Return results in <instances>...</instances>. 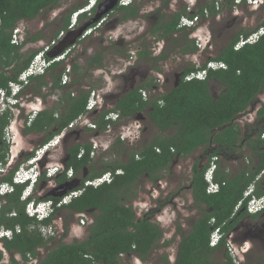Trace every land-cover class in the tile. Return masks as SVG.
<instances>
[{
	"label": "trees",
	"instance_id": "1",
	"mask_svg": "<svg viewBox=\"0 0 264 264\" xmlns=\"http://www.w3.org/2000/svg\"><path fill=\"white\" fill-rule=\"evenodd\" d=\"M234 1L208 0L192 15L199 14L203 17L206 9L208 17H215L224 7L231 9ZM60 2L61 0H0V88H6L10 80H15L37 52L35 49L25 56L20 49L28 39L18 45L12 43L13 28L20 21L34 19L41 11L54 8ZM163 2L167 5L169 0ZM86 3L87 0L82 6L74 4L70 7L60 29H67L72 12L84 7ZM186 8L187 6L171 15L162 11V8H157L158 19L149 33L158 39L171 38L177 45L183 44L180 51L190 55L199 49L195 40L188 37L189 30L178 26L181 17L187 14ZM140 9V4L133 0L128 5H116L113 11L118 13V23H121L137 18ZM95 11L96 6L92 8L90 15ZM113 11L109 12V15ZM90 15L83 12L77 19L81 23L82 18H88ZM109 15L104 17L107 19ZM260 26H264V19L257 27L240 30L234 34L215 56L207 58L199 65L193 63L181 68L178 73L179 79L175 80L176 83L167 88L166 92L142 96L143 89L150 91L157 89L158 82L155 77L129 85L123 90L115 98L111 109L119 111L120 116L126 119L142 117L145 113L148 122L155 128V133L149 141L137 148L127 147L126 143L116 138L108 148L118 151L114 157L111 155L91 157L92 144L89 142H76L69 146L66 149L68 158L65 167L73 169L74 178L68 180L65 172L58 174L55 178L57 189L66 186L82 191L70 202L56 207L50 217L38 221L27 215L26 202L20 199L24 187L22 184H15L13 192L1 197L3 202L0 207V227L13 230L17 226L20 227V231L14 232L10 239L0 238L4 249L10 254V262L18 264L16 254H19L23 261L27 260V255L30 254L37 258V264H122L121 254L127 253H134L145 260L154 247L160 246V241L164 237L163 228L151 217L168 200L161 202L157 209L138 217L130 203L138 195V181L146 177L155 182L164 176L176 159L186 158L199 147L215 145L208 153V162L200 170H197L198 159L195 161L190 190L197 216L193 218L187 232L183 231L179 223L176 225L175 233L179 236V241L174 264H235L225 248L226 237L243 213H248L246 204L250 197L244 198V192L248 186L254 184L255 196L264 193V174L260 176L264 170V152L258 149L261 144L258 140H261V134L264 132V104L256 112L257 120L261 121L263 126L258 131V142L254 141L255 144L253 140L247 142V136L243 135L242 127L236 122V119L254 104L257 96L264 92V34L255 42L246 43L238 49L234 46L241 37H247ZM181 32L183 34H180ZM39 38L40 36L36 35L29 39L37 41ZM80 41L83 39L77 40V43ZM146 54L149 52H140L141 56ZM166 57L167 55L163 54L155 56L153 62ZM102 59L103 54L98 51L86 60L89 66L99 68L103 65ZM209 60L223 62L226 67L208 69L204 79L185 80L184 77L188 73L205 68ZM62 63L54 62L49 67L51 89H62L58 103L39 111L30 125H25L23 129L25 133H45L41 143L85 112L88 90L82 87H78L76 91L71 90L72 80L67 86L60 84L62 72L56 74L55 71ZM154 67L157 68L156 64ZM82 69L84 68L80 64L72 65V70ZM30 81H35L30 88L37 94H40L42 86L47 84L43 75L33 76ZM73 83H76V80ZM211 83H216L221 88L215 96ZM106 112L107 110L102 111L95 119L100 131L106 124L104 120ZM8 123V113L1 115V162L6 161L9 150V144L3 139L4 128ZM244 144L253 148L254 158H249L247 163L242 162L246 160L241 150ZM81 149L83 154L78 157ZM220 154L228 157V160L237 161V169L231 174L226 165L220 166L217 158L213 181L219 188L216 192L208 193L204 174L212 157ZM31 155L32 152L26 153L23 159ZM19 163L20 161L1 178V181L12 182ZM117 169H121L122 173L114 174L109 183L105 182L98 186L84 185L87 179L95 178L107 171L114 173ZM79 173L81 175L78 177ZM40 179L47 180L44 174ZM57 189L54 190L55 194L48 191L39 199H51L56 203L60 194ZM239 202L241 205L235 209ZM63 210L70 214V219H66L64 223L66 232L69 222L75 220V214L85 213L92 221L86 225L87 234L84 239L74 238L70 243L58 239V243L51 247L48 244L53 242L56 236H42L39 227L51 224L52 217L58 216ZM12 212L15 215H10ZM79 219L78 216V221ZM218 226L223 232L222 238L216 246H211L209 243L211 232ZM169 243L170 240H164V245ZM42 248L45 249L43 253ZM218 250L223 251L220 261L213 258ZM164 260L168 263L166 255ZM257 260L264 264V257Z\"/></svg>",
	"mask_w": 264,
	"mask_h": 264
},
{
	"label": "rangeland",
	"instance_id": "2",
	"mask_svg": "<svg viewBox=\"0 0 264 264\" xmlns=\"http://www.w3.org/2000/svg\"><path fill=\"white\" fill-rule=\"evenodd\" d=\"M205 1L208 0H169L168 4L165 5L163 0H134L135 3L141 6L139 16L121 23L116 22L119 20L118 13L113 11V13L107 17L104 24L94 30L90 34V37L77 43L69 52L68 57L65 58V61L68 62L71 67L73 64L77 63L84 68L82 70H72V83L75 80L76 83H71L70 89L76 91L78 87L84 89L88 87L97 88L99 90L105 88L104 91H109L111 94L106 96L104 106H113L115 98L119 96L123 90L131 84L139 83V81L145 77H156L159 81L157 74L162 73L165 79L162 86L168 88L173 83V81H171L173 75L179 73L181 68L193 63L196 65L201 64L207 58L215 56L220 49L225 47L234 34L240 30L252 29L264 19V3L255 9H253L254 7L252 6L246 5L239 6L238 9L224 7L219 15L215 17H201L199 23L194 28V33L196 35H201L209 31L211 35L210 46L207 45V48L190 55H185L180 51V47L183 44L177 45L174 41H171V38L158 39L154 34L149 33L153 24L158 19L157 8H162V11H166L167 14H170L190 5L191 8H186L187 14L185 15L189 16L198 10ZM84 3L85 0H61L58 6L41 11L34 19L20 21L18 24L21 25L23 30L22 41L26 38L28 39L27 42L21 45L20 51L27 56L30 52L48 42L57 31L62 28L61 26L64 23L69 8L74 4L82 6ZM73 13L74 12H72L71 16H73ZM71 16L70 18H72ZM88 21L89 18H82L80 24H85ZM180 34H183V32ZM36 35L40 36L39 40L30 41L29 38ZM192 36L193 34L189 31L188 37L192 38ZM98 51L103 54V65L99 68H93L88 65L86 59L96 54ZM142 51L149 52V54L141 56L140 52ZM161 54L167 55V57L153 62V57ZM155 64L157 68L154 67ZM161 83H158V85ZM47 84L48 86L43 87L41 93L42 95H46V99L43 100L40 107L41 109L50 107L52 104L55 105L57 103V98H59L62 92V89H51L49 87L51 85L50 77L47 78ZM211 89L215 96L221 88H219L218 84L211 83ZM26 92L31 94L30 98L35 96L30 88L26 89ZM257 98H260V100L257 99L253 107H248L246 112L236 119V122L242 126V130L246 128V125L249 124L248 122L254 120L257 109L261 106L262 102H264V93L260 96L258 95ZM98 115L99 113L96 112L91 114V117L92 119H96ZM141 118H143V121L141 120L143 124L142 133L136 142L126 143L127 145L125 146L133 148L140 147L143 143L149 141L151 136L155 133V128L148 122L145 113H143ZM23 127V125L20 126L19 122H16V119L12 122L13 137L10 141L9 161L14 157H16L14 162L17 159L18 161L23 160L25 154L29 153L31 149H35L43 139L44 133H25ZM92 134L93 133L90 131L85 132L80 129L78 133L70 134L69 138L60 145L58 149L52 152L51 159L58 160L63 155L65 156L66 149L76 142H89L90 137L91 139L94 138V136H91ZM106 139L105 136H99V145L104 146ZM92 140L97 139L94 138ZM210 147L211 146L199 147L186 158L176 159L172 168L165 172L164 176L159 180L160 184L150 181L146 177L138 181V195L130 202L135 206L138 216L142 213L140 212V206H147L145 210H150L151 206L154 205L157 207L161 201L165 202L168 200L162 207L163 210L161 213L151 218L160 223L164 230V240H170V243L164 245V240L161 241L160 246L154 247L150 251L147 260L130 257L124 259L123 264L173 263L177 243L179 241V236L175 233L177 223L180 224L184 232H187L193 218L197 216V210L193 207V200L190 192V178L187 170L188 167L193 164L194 158L202 156ZM117 153L118 151L116 149L113 151L112 148L109 150L108 148L105 149L102 147L98 153H95L94 157H109V155L114 157ZM244 154H246V158L249 157V153ZM119 156L122 159L121 153ZM202 160L204 162L206 158L203 157ZM237 164V161L228 160V157L224 156L220 166L226 165L230 173L234 174L237 169ZM12 167L11 165L8 166L6 173L3 175L7 174ZM3 175H0V178ZM80 175L79 173L78 177ZM53 185L54 182L51 180L40 181L36 190L37 196H42L50 191ZM64 188H66V186L58 188L57 191H61ZM139 199H141L143 204L138 202L140 201ZM59 217H61V220H59ZM54 218L57 236L53 242L48 244L49 246L52 247L56 245L58 239L70 243L74 238L81 240L85 238L87 226L80 225L78 214H75V220L69 222L67 232L65 231L64 223L66 219H70L69 212L63 210ZM244 241H248L249 246L244 256V262H247V264H259L261 261L258 262L257 259L264 257V240H259L257 243L250 240ZM0 250H2L3 253L1 264H11L10 254L4 249L2 242H0ZM44 251L45 249L42 248L41 252L43 253ZM165 255L167 256L168 263H165ZM222 257L223 251L221 250H218L213 256V258L218 261H220ZM16 260L19 262L18 264H22V261L19 259Z\"/></svg>",
	"mask_w": 264,
	"mask_h": 264
},
{
	"label": "built area",
	"instance_id": "3",
	"mask_svg": "<svg viewBox=\"0 0 264 264\" xmlns=\"http://www.w3.org/2000/svg\"><path fill=\"white\" fill-rule=\"evenodd\" d=\"M98 0H88L87 4L77 10L74 13V20L68 26L67 29H60L59 32L54 35L48 42L41 45L39 50L33 55L32 59L30 60L29 64L18 74L15 80H10L8 82V86L6 88H0V116L8 113L9 117V126L4 129V135L6 136V141L10 142L13 133H12V122L16 119V122H19L20 125H30L32 120L35 118L38 110L43 102V99L34 96L30 98L31 94L26 92V87L30 84V78L37 75L45 74L48 68L54 62H63L64 70L60 76V84L67 86L71 83L72 80V67L71 65L65 61V58L68 57L69 52L73 48V46L66 48L62 53L49 57L47 53L53 50L59 43V41L64 38L67 32L74 27V21L79 13L84 11H89L93 8ZM219 1V0H216ZM263 0H235L233 8L238 9L239 6L246 5L256 7L259 2ZM133 0H119L120 5H128L132 3ZM188 9L191 6H187ZM204 16L206 17L208 12L205 10ZM201 15L195 14L190 16H182L179 21V27L185 28L186 30L191 31L193 34L192 38L195 40V44L197 45L199 50H203L207 48V45L210 46V39L211 35L209 31L202 33L201 35H196L194 32V28L197 26L201 19ZM208 17V16H207ZM99 25V23H98ZM95 29L94 27H90L86 29L81 37L91 33ZM264 34V26L259 27L247 37H241L237 43L235 44V49L240 48L246 43H252L259 39L261 35ZM23 37V30L21 25L17 24L12 32H11V42L14 44H20L22 42ZM198 50V51H199ZM225 64L223 62H216L209 60L206 64V67L200 70L192 71L188 73L184 78L186 81L191 79H204L207 76L208 69H217V68H225ZM88 90V100L85 107V112L80 114L78 117L73 119L66 127L62 128L58 133L53 135L50 139L45 142L39 144L35 149H33V155L29 157L26 161L21 162L18 168L15 170L13 174V181L16 183H23L29 177L35 179L37 171L35 169L28 171L26 170L27 164H34L37 169L45 170L46 175L49 178H53L55 175L58 174L63 168L62 163L55 162L50 164V157L52 155L51 152L55 151L59 148L60 145L63 144L64 139L72 134L78 133L79 129L81 131H87L86 128H89L90 132L93 134L97 140H92L94 138L89 139V143L92 144V149L90 152L91 157L95 158V153L104 147L109 148L110 144L116 138H119L124 143H134L139 138L140 134L143 130V118L141 117H134L132 119L122 118L120 116L119 111H113L111 108L112 106H104V100L106 96L109 94V91H104L105 88L99 90L97 88H86ZM154 91H158L157 89ZM142 96L147 97L146 90H141ZM34 101L39 104L38 106H31L34 104ZM31 108H28V106ZM107 110L104 114V120L106 121L104 129L101 131L98 129L95 119H92L91 114L93 113H101L102 111ZM20 120V121H19ZM89 135V134H88ZM99 136H105L106 141L104 146H100L98 140ZM261 137L264 138V132L261 134ZM88 142V141H87ZM83 154V150L81 149L78 153V157ZM43 160V161H42ZM217 157H212L209 167L205 171L204 177L207 181V188L206 191L208 193L216 192L219 188L218 184L213 181V172L217 167L216 161ZM8 161V162H7ZM42 161V164L40 163ZM12 160L9 161V157L7 158L6 162L3 163L0 161V174L6 173L7 167L10 166ZM50 164V165H49ZM122 170L117 169L114 173L107 171L99 176L87 179L84 182V185H92L98 186L102 183H109L113 179L114 174H121ZM264 174V170L261 171L260 176ZM73 171L72 169L67 170V176L72 177ZM14 190L13 186L7 182L0 183V195H4L7 192H12ZM254 190V184L248 186V188L244 192V197H247L249 194H252ZM81 189H70L65 194L59 196V199L55 203L53 200H41L37 199V195L33 193L32 190L29 188H24L21 193V200L26 202L25 203V212L28 216L35 218L38 221L43 220L51 210V208L55 205L56 207H60L63 204H66L72 200V198L78 196L81 193ZM2 200H0L1 206ZM241 205V202L236 205L235 209H237ZM264 208V193L263 195L256 197L252 196L247 204L246 210L249 213H255L259 210ZM10 215H15V213H10ZM80 217L79 222L80 225H86L90 222L89 216L85 213L78 214ZM61 220V217H59ZM55 218L52 219L51 224L45 226L41 225L39 230L41 235L46 236H57L56 229L54 226ZM20 227L17 226L15 229L4 228L0 227V238H7L10 239L14 232H19ZM223 232L221 231L220 227H215L210 235L209 243L211 246H216L220 239L222 238ZM226 250L228 251L229 255L233 259L235 264H241L243 255L246 253V249L244 247L237 246L233 240L231 239V235L226 237ZM245 249V250H244ZM15 259H19L22 261V264H37L38 260L36 257L32 255H27V260H22L19 254L15 255ZM2 261V260H1ZM0 261V264L2 263ZM19 263V262H18ZM13 264V263H11Z\"/></svg>",
	"mask_w": 264,
	"mask_h": 264
},
{
	"label": "flooded vegetation",
	"instance_id": "4",
	"mask_svg": "<svg viewBox=\"0 0 264 264\" xmlns=\"http://www.w3.org/2000/svg\"><path fill=\"white\" fill-rule=\"evenodd\" d=\"M103 0H99V2L98 3H100V2H102ZM162 1V0H161ZM264 3V0L263 1H261V2H259L258 3V5L256 6V7H254L253 9H255V8H257V7H259L261 4H263ZM242 6H244V5H242ZM92 11V8L89 10V11H86V13L88 14V15H90V12ZM166 12V11H165ZM167 13V12H166ZM172 13H170V14H168V15H171ZM109 15V14H108ZM93 16V14L92 15H90V16H88V18H89V20L91 19V17ZM87 18V19H88ZM105 23V20L101 23V25L102 24H104ZM261 23V22H260ZM259 23V24H260ZM258 24V25H259ZM78 25V26H77ZM82 24H80V22L79 21H77L76 22V26H74L75 28H78L79 26H81ZM100 25V26H101ZM257 25V26H258ZM99 26V27H100ZM257 26H255V27H257ZM98 27V28H99ZM260 27H262V26H260ZM97 29V28H96ZM95 29V30H96ZM258 29V28H257ZM93 32V31H92ZM91 32V33H92ZM91 33H89V34H87V35H85V36H83V37H80L79 39H77V40H84V39H86V38H88V37H90V34ZM81 42V41H80ZM79 42V43H80ZM77 44V41L74 43V45H72L73 46V48L75 47V45ZM71 47V46H70ZM54 50H56V48L54 47L53 48ZM72 50V49H71ZM157 77H158V79H159V83H161V81H162V83L161 84H159V88L157 89L158 91H150V90H146V92H147V97H148V95H150V94H152V93H163V92H166L167 91V88L165 87H163L162 85H163V83H164V81H165V79H164V76L162 75V73L161 74H157ZM179 77H180V75L178 74V73H176V74H174L173 75V78H172V80L171 81H173V83H172V85L173 84H175L176 83V81L175 80H178L179 79ZM149 79V77H145V78H142L139 82H141L142 80H144V79ZM132 85V84H131ZM127 87V86H126ZM169 88V87H168ZM264 92H261L260 94H259V96L261 95V94H263ZM257 99H259L260 100V98H256V100ZM255 100V101H256ZM255 101H254V103H255ZM264 104V102H262V104H261V106ZM254 105V104H253ZM253 105L252 106H250V107H253ZM260 106V107H261ZM259 109V108H258ZM257 109V110H258ZM257 112V111H256ZM245 113V112H244ZM143 115V114H142ZM255 117H254V120L252 121V122H248L249 124H247L246 125V128H244L243 130H242V133H243V135L245 136H247V142L248 141H250V140H253V143L255 144V142L258 140V131L262 128V126H263V124L261 123V121H259V120H257V114L255 113V115H254ZM264 123V122H263ZM242 127V126H241ZM24 128V127H23ZM243 131H245V132H243ZM44 136H45V133L43 134ZM43 136V137H44ZM69 136L70 135H68L65 139H64V142L69 138ZM255 141V142H254ZM258 141H260V146L258 147V149L259 150H261V151H263L264 152V138H261V140H258ZM257 141V142H258ZM63 142V143H64ZM209 146H211L210 147V149H208L207 151H205V153H203V155L202 156H199L198 158H194V161H193V164L190 166V167H188V170H187V172L189 173V178H190V180H191V178H192V176H193V167H194V164H195V161L198 159V162H197V170H200L202 167H203V165L204 164H206L207 162H208V153L211 151V149H214L215 148V145H209ZM244 147V148H243ZM243 147L241 148V150L243 149V151H242V155L243 156H245L246 157V154H244V153H249V158H254L253 157V148H251L250 146H248L247 145V147H246V145L244 144L243 145ZM31 151V150H30ZM29 151V152H30ZM22 154V153H21ZM20 154V155H21ZM223 154H224V152H223ZM223 154H220V155H216V157L218 158V162H219V164H221V161H222V158L224 157V155ZM21 156H24V155H21ZM203 157H205L206 158V160L203 162ZM15 159H16V157H14ZM68 158V154L65 152V156L63 155L59 160L61 161V162H64V160H66ZM243 163H247L248 162V160H244V161H242ZM15 165V163L14 164H12L11 165V167L12 166H14ZM173 165V164H172ZM172 165L170 166V168H172ZM55 178H56V176H54L53 177V180L55 181ZM160 180V179H159ZM159 180H157V181H155V182H157V184H160V181ZM53 188H57V187H52L51 188V190H50V193L51 194H55L54 193V190L55 189H53ZM190 192H191V190H190ZM140 201H138V202H140V203H142V201H141V199H139ZM161 202H163V201H161ZM160 202V203H161ZM159 203V204H160ZM143 204V203H142ZM158 204V205H159ZM133 206V205H132ZM138 206H140V205H138ZM141 207V209H140V212H142V213H140L141 215L140 216H138L137 214H136V208H135V206H133V209H134V211H135V214L138 216V217H141V216H143L144 214H146L147 212H150V211H152V210H155V209H157L158 208V206L156 207V206H151V208H150V210H145L146 209V207L147 206H144V205H142V206H140ZM147 209H149V208H147ZM163 209L162 208H160V209H158L156 212H155V214H153V216L155 215V216H157L159 213H161V211H162ZM239 213V212H238ZM237 213V214H238ZM243 213V212H242ZM160 219V218H159ZM89 220H90V222L89 223H87L86 225H88V224H90L91 223V221H92V219L89 217ZM153 220V219H152ZM161 220V219H160ZM154 221V220H153ZM160 224V223H159ZM162 227V226H161ZM235 234V235H234ZM228 236H230L231 235V239L233 240V242L237 245V246H239V247H244V248H246V251L249 249V246H248V241H244V240H250V241H252V242H258L259 240H264V209H262V210H260V211H258V212H256V213H243V215L238 219V221L236 222V224H235V226L232 228V231L229 233V234H227ZM164 240V237H163V239L161 240V241H163ZM160 241V242H161ZM163 244H164V242H163ZM178 244V243H177ZM176 251H177V248H176ZM149 256V255H148ZM244 256H245V254L243 255V259H242V262H241V264H244L245 262H244ZM130 257H136L137 259H141V258H139L138 257V255H136V254H134V253H127V254H121V263L123 264V260L124 259H126V258H130ZM175 258H176V252H175V256H174V261H175ZM148 259V257L145 259V260H147ZM142 260V259H141ZM174 261H173V263L172 264H174ZM259 262V261H258ZM259 264H263V263H259Z\"/></svg>",
	"mask_w": 264,
	"mask_h": 264
},
{
	"label": "clouds",
	"instance_id": "5",
	"mask_svg": "<svg viewBox=\"0 0 264 264\" xmlns=\"http://www.w3.org/2000/svg\"><path fill=\"white\" fill-rule=\"evenodd\" d=\"M98 1H99V0H98ZM98 1H97L96 5L98 4ZM118 2H119V1H118ZM118 4H119V3H118ZM96 5H95V6H96ZM119 5H120V4H119ZM95 6H94V7H95ZM82 8H83V7H82ZM78 10H79V9H78ZM75 12H76V11H75ZM75 12H74V13H75ZM84 12H86V11H84ZM74 13H73V16H71L72 18L70 19V23H69V25H70L71 22L74 20ZM81 13H83V12H81ZM81 13H79V14H81ZM79 14H78V15H79ZM78 15H77V17H78ZM77 17H76V20L74 21V24H73L74 26H76ZM104 20H106L105 17H104V19H102V21L98 22L99 25H98V23H97V24H94L93 26H89L88 28H90V27H94V26H95V29H96V28H98V27L101 25V23H102ZM88 28H87V29H88ZM72 29H75V27H73ZM95 29H94V30H95ZM70 30H71V29H70ZM94 30H93V31H94ZM84 31H85V30H84ZM47 56H48V55H47ZM62 64H63V63H62ZM198 65H199V64H198ZM49 69H50V68H49ZM49 69H48V70H49ZM48 70H47V71H48ZM47 71H46V72H47ZM42 75H43V74H42ZM155 78H156V77H155ZM156 79H157V78H156ZM157 82L159 83L158 80H157ZM157 88H159V85H158ZM26 89H27V87H26ZM143 90H144V89H143ZM109 94H111V93H109ZM34 105L39 107V104H37L35 101H34V104H31V106H34ZM31 106L29 105L28 108H31ZM37 110H38V112H39V111H41L42 109L39 108V109H37ZM38 112H37V113H38ZM36 115H37V114H36ZM9 123H10V122H9ZM9 123H8L7 126H6L7 128H8V126H9ZM20 126H21V125H20ZM6 127H5V128H6ZM24 127H25V126H24ZM5 128H4V129H5ZM57 133H58V132H57ZM71 134H72V133H71ZM54 135H55V134H54ZM261 138H262V137H261ZM3 139L6 141V136H5V135H3ZM6 143L9 144V148H10V142H7V141H6ZM40 144H41V143H40ZM9 150H10V149H9ZM9 150H8V153H7V156H6V160H7V157H9ZM30 152H32V155H33V149H31ZM51 153H52V152H51ZM32 155H31V156H32ZM31 156H30V157H31ZM14 159H15V158L12 159V162H11L10 165H12L13 163L16 164L17 162H19L18 159L14 162ZM27 159H28V158H27ZM27 159H25V160H24V159L21 160L20 163L26 161ZM50 160H51V161H50V164L55 163V162H60V163H62L63 168H62V170H61L60 172H58V174H60V173H62V172H65V174H66V176H67V170L70 169L71 167L66 169V167H65V166H66V165H65L66 161H65V162H61V161L58 159L57 161H54V162H53L52 159H51V157H50ZM42 161H43V160H42ZM42 161L40 162L41 164H42ZM5 162H6V161H5ZM5 162H3V163H5ZM20 163H19V164H20ZM50 164H49V165H50ZM13 167H14V166H13ZM13 167H12V168H13ZM12 168H11V170H12ZM17 168H18V167H17ZM37 168H38V167H35V165L32 164V163L27 164V166H26V170H28V171H31V170H33V169H35V170L37 171V174H36V176H35V179L32 178V177H29V178H28L25 182H23V183H16V182L13 181V177H12V182L1 181V178H2L3 176L7 175V174L11 171V170H10V171H9L7 174H5V175L0 174V175H3V176L0 178V183H2V182H7V183L11 184V185L13 186V188H15V187H14L15 184H22V185H24L23 189H24V188H29L30 190L33 191V193L36 194L37 186H38L39 182L41 181L40 177L42 176V174H44L45 177L47 178V180H51V181L54 182V185H53L52 187H58L57 183L53 180V178H49V177L46 175L45 170H41L40 168H39V169H37ZM71 169H72V168H71ZM72 171H73V169H72ZM58 174H57V175H58ZM57 175H55V176H57ZM67 178H68V180L73 179V178H74V171H73V175H72V177H68V176H67ZM47 180H45V181H47ZM85 186H86V185H85ZM254 188H255V186H254ZM23 189H22V191H23ZM53 189L56 190L57 188H53ZM70 189H71V188L66 187V188H64L63 190H65V192H67V191L70 190ZM57 190H58V189H57ZM63 190H61L60 193H61ZM81 190H82V189H81ZM13 191H14V190H13ZM13 191H12V192H13ZM253 192H254V190H253ZM253 192H252V194H249L247 197H250V198H251L252 196H255V195L253 194ZM8 193H11V192H7L6 194H8ZM21 193H22V192H21ZM6 194H4V195H0V200H2L1 197L5 196ZM64 194H65V193H64ZM36 195H37V194H36ZM62 195H63V194H62ZM262 195H263V194H262ZM59 196H61V194H60ZM260 196H261V195H260ZM20 197H21V195H20ZM39 197H41V196H37L36 198L39 199ZM247 197H244V198H247ZM256 197H259V196H256ZM250 198H249V199H250ZM20 199H21V198H20ZM249 199H248V200H249ZM41 200H46V199H41ZM47 200H48V199H47ZM2 202H3V200H2ZM1 204H2V203H1ZM0 207H1V206H0ZM55 208H56V206L54 205V206L51 208V210L49 211L48 215H47L45 218L50 217V216L54 213ZM263 209H264V208H263ZM261 210H262V209H261ZM259 211H260V210H259ZM247 212H248V211H247ZM248 213H249V212H248ZM255 213H256V212H255ZM55 216H56V215H55ZM55 216H53L52 219H53ZM45 218H44V219H45Z\"/></svg>",
	"mask_w": 264,
	"mask_h": 264
},
{
	"label": "water",
	"instance_id": "6",
	"mask_svg": "<svg viewBox=\"0 0 264 264\" xmlns=\"http://www.w3.org/2000/svg\"><path fill=\"white\" fill-rule=\"evenodd\" d=\"M119 0H103L102 2L98 3L96 5V11L94 15L91 17V19L86 22L85 24H82L78 28L71 29L67 32V34L62 38L58 45L55 47L56 50H51L47 53L49 57L56 56L60 53H62L66 48L74 45V43L81 37L84 30H86L89 26L92 24H97L98 22L102 21L104 19L105 15H108L109 12H112L114 7L118 5ZM65 190H63L60 194H64ZM59 194V195H60Z\"/></svg>",
	"mask_w": 264,
	"mask_h": 264
},
{
	"label": "crops",
	"instance_id": "7",
	"mask_svg": "<svg viewBox=\"0 0 264 264\" xmlns=\"http://www.w3.org/2000/svg\"><path fill=\"white\" fill-rule=\"evenodd\" d=\"M116 22H118V20H117ZM20 44H21V43H20ZM16 45H18V44H16ZM39 48H40V47H39ZM39 48L37 49V51L39 50ZM63 70H64V67H63V65L61 64V66L55 71V73L58 74V72H60V71L63 72ZM50 72H51V69H49L45 74H43V76H44V78L46 79V81H47V78L50 77ZM61 74H62V73H61ZM50 81H51V84H52V80H51V78H50ZM34 82H35V81H33V82L30 81V84L28 85L27 89L30 88L29 86L34 85ZM46 86H48V84H45V85L42 86V88H41V93H42V89H43V87H46ZM49 87L51 88V85H50ZM30 89H31V88H30ZM31 90H32V92L34 93V95H35L36 97L41 98V99H43V100L46 99V97L44 98V94H43V95H42L41 93H40V94H37V93H35V92L33 91V89H31ZM47 95H49V94H47ZM57 100H58V98H57ZM57 103H58V102H57ZM52 106H53V104H52ZM52 106H50V107H52ZM50 107H44V108H50ZM246 160H249V157H247ZM52 161H53V162H54V161H57V159H55V160L52 159ZM65 161H66V160H64V162H65Z\"/></svg>",
	"mask_w": 264,
	"mask_h": 264
},
{
	"label": "bare ground",
	"instance_id": "8",
	"mask_svg": "<svg viewBox=\"0 0 264 264\" xmlns=\"http://www.w3.org/2000/svg\"><path fill=\"white\" fill-rule=\"evenodd\" d=\"M87 2H88V0H87ZM87 4V3H86ZM195 15V14H194ZM199 15V14H198ZM183 16H185V15H183ZM191 16V15H190Z\"/></svg>",
	"mask_w": 264,
	"mask_h": 264
}]
</instances>
